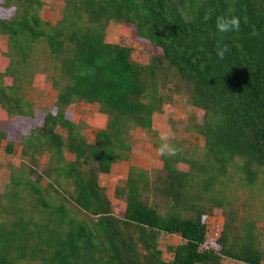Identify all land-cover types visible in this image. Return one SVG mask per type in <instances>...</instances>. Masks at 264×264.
<instances>
[{
    "label": "trees",
    "instance_id": "obj_1",
    "mask_svg": "<svg viewBox=\"0 0 264 264\" xmlns=\"http://www.w3.org/2000/svg\"><path fill=\"white\" fill-rule=\"evenodd\" d=\"M48 5L0 0V121L31 122L0 191V264H261L254 222L236 219L220 187L230 168L249 186L264 173V0H62L54 24L41 17ZM221 15L240 17V30L218 34ZM111 21L132 25L136 56L127 40H104ZM39 42L55 70L48 76L32 62ZM218 45L230 49L223 60ZM151 47L157 54L141 58ZM37 73L56 93L51 106L33 110L23 90ZM173 93L202 111L193 126L201 152L160 154L156 168L129 164L112 190L123 207L113 205L100 176L129 160L135 129L155 136L153 114ZM80 102L106 117L92 140L69 117ZM3 149L11 153L10 140ZM215 210L223 220L209 237L206 216ZM162 234L178 238L166 245L169 258Z\"/></svg>",
    "mask_w": 264,
    "mask_h": 264
},
{
    "label": "rangeland",
    "instance_id": "obj_2",
    "mask_svg": "<svg viewBox=\"0 0 264 264\" xmlns=\"http://www.w3.org/2000/svg\"><path fill=\"white\" fill-rule=\"evenodd\" d=\"M62 6V0H49V5L41 11V17L50 24H54L61 17ZM104 40L109 43H119L121 40H127L134 48L132 57L139 53L142 46L133 37L132 25L127 23L109 22L105 31ZM5 44L6 36L0 34V53L3 51L1 49L4 48ZM46 50L45 45L39 42L32 62L34 67L38 65V68L42 69L41 71L48 76V74L55 73V70H53L50 64V57L45 53ZM150 50L147 49L143 52V54L140 55L141 58H145V54L148 52L157 54L155 48L151 47ZM1 58L2 57H0V60L2 61L3 59ZM36 75H38V73L35 74V76L33 75L23 90V99L30 102L33 110H37L39 107L51 106L56 93L55 89L50 88L49 84L41 79L42 74L39 77H36ZM184 98V96L181 97L179 94L173 93L171 95V101H168L165 111L153 114L152 128L156 132L155 136H148L140 129H135L131 141L129 160L113 164L109 176H100L99 182L106 188V192L113 205H119L120 208L123 207L121 201L113 198L112 190L116 183H121L123 181L129 164L144 168H156L161 165L158 148L152 144L154 141L159 140V133L161 130H170L171 139L181 142L180 154L185 155L184 152L189 149H193L197 153L201 152L203 137L194 130L193 126L201 122L202 111L187 103ZM69 117L71 120L82 122L85 125H83V133L88 140H92L93 131L103 127L106 119L104 114L96 111L95 105L81 102L75 106ZM5 123L6 122L2 120L0 121V127H4L5 130L4 138L0 140V191L8 185L9 165L16 166L22 159L20 156L21 144L19 142V135L27 129L29 126L27 125L28 123L31 124V122L27 123V121H25L23 124L18 122L16 125L10 124L7 126ZM182 139L185 141H182ZM7 140H10L12 144V151L9 154L3 149ZM64 156L68 158L69 154L65 152ZM24 159L27 158L24 157ZM46 159L47 154H42L38 158L39 165L44 164ZM228 176L230 179H228V177L224 179V184L220 187L222 194L231 201L232 209L237 212L236 219L240 221L246 218L254 222L258 233L259 246L264 252V173H259L252 186H249L244 180H241L239 172L235 174L233 168L229 169ZM40 184L41 186L46 185V179H41ZM218 187L219 186H216L215 189ZM64 188L69 191L71 186H64ZM47 191L50 195L53 194L50 189H47ZM44 194H46V192H44ZM25 198L26 200L29 199V201L34 200V196L29 194L25 195ZM51 200L54 201L53 198H51ZM59 201L67 204V200L63 198L61 200L59 198ZM222 220L223 214H221L220 211L215 210L207 213V234L209 237L213 235L212 225L220 224ZM177 242L178 238L176 237L165 234L160 235L158 238V246L163 252V257H170L169 252L166 251V245L176 244ZM15 264H39V262L18 261ZM223 264L243 263L224 259ZM261 264H264V260Z\"/></svg>",
    "mask_w": 264,
    "mask_h": 264
},
{
    "label": "clouds",
    "instance_id": "obj_3",
    "mask_svg": "<svg viewBox=\"0 0 264 264\" xmlns=\"http://www.w3.org/2000/svg\"><path fill=\"white\" fill-rule=\"evenodd\" d=\"M240 25V17L235 15H221L215 19V30L218 34L221 35L238 32L240 30ZM229 51L230 49L227 45H218L216 54L219 59L223 60L225 58V54ZM159 135L161 140L158 148L159 154L174 156L180 151V149L176 145L170 142V130H161Z\"/></svg>",
    "mask_w": 264,
    "mask_h": 264
},
{
    "label": "crops",
    "instance_id": "obj_4",
    "mask_svg": "<svg viewBox=\"0 0 264 264\" xmlns=\"http://www.w3.org/2000/svg\"><path fill=\"white\" fill-rule=\"evenodd\" d=\"M108 176V175H107Z\"/></svg>",
    "mask_w": 264,
    "mask_h": 264
}]
</instances>
